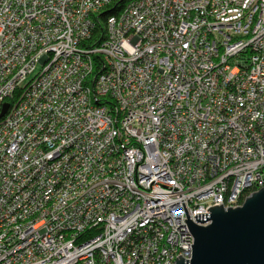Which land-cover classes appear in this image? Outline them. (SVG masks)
<instances>
[{
	"label": "built area",
	"instance_id": "obj_1",
	"mask_svg": "<svg viewBox=\"0 0 264 264\" xmlns=\"http://www.w3.org/2000/svg\"><path fill=\"white\" fill-rule=\"evenodd\" d=\"M112 1L0 0V264L189 260L184 219L264 185V0H129L101 34Z\"/></svg>",
	"mask_w": 264,
	"mask_h": 264
},
{
	"label": "water",
	"instance_id": "obj_2",
	"mask_svg": "<svg viewBox=\"0 0 264 264\" xmlns=\"http://www.w3.org/2000/svg\"><path fill=\"white\" fill-rule=\"evenodd\" d=\"M4 104L1 114L5 112ZM209 213H196V224L184 219L193 235L190 259L181 254L173 264H264V185L244 197L241 204L209 205Z\"/></svg>",
	"mask_w": 264,
	"mask_h": 264
},
{
	"label": "trees",
	"instance_id": "obj_3",
	"mask_svg": "<svg viewBox=\"0 0 264 264\" xmlns=\"http://www.w3.org/2000/svg\"><path fill=\"white\" fill-rule=\"evenodd\" d=\"M129 0H113L110 4L102 8L99 14V21L95 23V30L97 32L104 33V20L106 16L111 14H117ZM102 38V37H101Z\"/></svg>",
	"mask_w": 264,
	"mask_h": 264
},
{
	"label": "rangeland",
	"instance_id": "obj_4",
	"mask_svg": "<svg viewBox=\"0 0 264 264\" xmlns=\"http://www.w3.org/2000/svg\"><path fill=\"white\" fill-rule=\"evenodd\" d=\"M38 68H39V64L36 65L35 71H36ZM35 71H34V72H35ZM32 75H33V74L28 75V76H27V79H29Z\"/></svg>",
	"mask_w": 264,
	"mask_h": 264
}]
</instances>
